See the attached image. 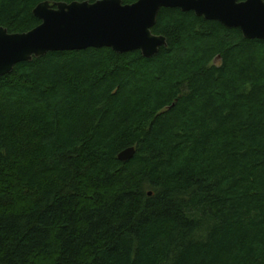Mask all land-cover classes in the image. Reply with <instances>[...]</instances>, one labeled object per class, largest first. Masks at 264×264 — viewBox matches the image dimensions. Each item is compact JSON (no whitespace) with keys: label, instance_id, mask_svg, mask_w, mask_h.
Returning a JSON list of instances; mask_svg holds the SVG:
<instances>
[{"label":"trees","instance_id":"trees-1","mask_svg":"<svg viewBox=\"0 0 264 264\" xmlns=\"http://www.w3.org/2000/svg\"><path fill=\"white\" fill-rule=\"evenodd\" d=\"M44 1L98 0H0V26ZM152 32L0 76V264H264V40L179 8Z\"/></svg>","mask_w":264,"mask_h":264},{"label":"water","instance_id":"water-1","mask_svg":"<svg viewBox=\"0 0 264 264\" xmlns=\"http://www.w3.org/2000/svg\"><path fill=\"white\" fill-rule=\"evenodd\" d=\"M162 8L194 11L227 28L241 29L247 39L264 40V0L44 1L33 9L41 23L30 31L13 33L0 26V76L21 62L56 51L108 47L117 53L140 50L150 58L168 45L165 36L152 32ZM135 154L136 147H128L118 158L129 161Z\"/></svg>","mask_w":264,"mask_h":264},{"label":"rangeland","instance_id":"rangeland-1","mask_svg":"<svg viewBox=\"0 0 264 264\" xmlns=\"http://www.w3.org/2000/svg\"><path fill=\"white\" fill-rule=\"evenodd\" d=\"M219 62V60L217 61V63Z\"/></svg>","mask_w":264,"mask_h":264}]
</instances>
